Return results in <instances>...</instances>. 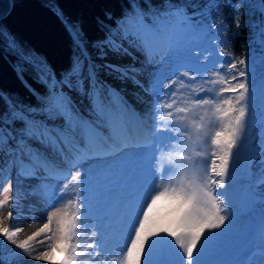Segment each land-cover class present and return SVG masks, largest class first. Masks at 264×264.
<instances>
[{
    "label": "snow or ice",
    "instance_id": "1",
    "mask_svg": "<svg viewBox=\"0 0 264 264\" xmlns=\"http://www.w3.org/2000/svg\"><path fill=\"white\" fill-rule=\"evenodd\" d=\"M187 7L126 0L115 22L98 20L103 36L91 43L57 10L74 46L58 75L0 28V45L16 57L21 78L31 70L45 86L36 107L0 93L6 264H209L225 229L245 223L235 210L233 169L256 141L255 186L264 203V0L231 6L237 28L248 17L239 58L222 48L223 18L209 24L201 13L194 21ZM109 56L132 57L140 67L107 62ZM102 70L141 89L143 110L101 80ZM13 171L43 188L39 219L35 206L24 211L13 195ZM24 220L41 226L21 239ZM229 254L213 264H264V208L259 227L239 233Z\"/></svg>",
    "mask_w": 264,
    "mask_h": 264
},
{
    "label": "trees",
    "instance_id": "2",
    "mask_svg": "<svg viewBox=\"0 0 264 264\" xmlns=\"http://www.w3.org/2000/svg\"><path fill=\"white\" fill-rule=\"evenodd\" d=\"M125 2L126 0H12L10 12L0 20V28L12 33L32 54L35 63H45L58 75L71 64L74 46L65 24L57 15V10L69 21L77 22L85 38L91 43L103 36L98 20L111 16L115 22L121 15ZM152 2L157 3L158 0ZM175 2L188 6L187 13L194 21L200 19L201 13L209 24L215 21L219 25L223 18L227 25L220 35V40L226 41V45L222 46L223 50L231 52L237 58L245 55L248 30L243 27V22L248 17L242 16L241 27L237 28L234 21L235 10L231 7L239 0H175ZM209 3L218 5V9L204 7ZM192 5L197 7H191ZM16 64V57L0 45V93L9 94L25 105L36 107L45 86L31 70L25 71L21 78L16 70ZM3 110L4 105L0 102V111ZM0 256L4 257L0 264H6L3 252H0Z\"/></svg>",
    "mask_w": 264,
    "mask_h": 264
},
{
    "label": "bare ground",
    "instance_id": "3",
    "mask_svg": "<svg viewBox=\"0 0 264 264\" xmlns=\"http://www.w3.org/2000/svg\"><path fill=\"white\" fill-rule=\"evenodd\" d=\"M128 58H129L128 62H133L136 60V59H133L132 57H128ZM127 93L130 94L133 98H135L136 101L137 99L141 98V96L139 95L137 96L138 97L137 98L136 93L133 90L129 89ZM131 106L132 107L134 106L138 112L142 111L144 108V106L138 107L136 102L133 103V105ZM16 180L18 183L19 181H22V180L24 181L25 178L16 176ZM27 180H28L26 182L27 185L23 187L19 186V188L17 187V189L13 191V195L19 197L20 203L24 211H27L29 208H32L33 206H35L36 216L39 219L41 215H43V206L40 205L39 203L41 195L43 194V188L37 187V185H39V181H37L36 179H27ZM256 184L258 183L253 184L250 189L248 186H246V184L244 183V180L236 181L235 176H234V188L236 192L235 210H238L239 218L241 220H244L245 223L244 224H239V223L233 224L230 226L231 230L225 229L226 235L221 241L220 252L216 256H209L207 258L209 261V264H213V262L219 261L221 259L231 258L229 254L231 249L222 250L224 243L228 242L229 247L231 246L233 248L234 243L237 240L239 233H242L244 230H246L249 227H253V228L259 227L260 221H261V215H262V208H264V204L261 203V200H259L258 198H254V200L250 202V197H252L253 194H257V193L260 194L259 188L255 186ZM242 192H245V196H242ZM159 207L163 208V203H161ZM7 211L8 209L5 208L4 209L5 214H7ZM254 214H259V218L256 220L257 223L256 224L254 223V225L251 226L253 218H254ZM23 226L25 228V232L21 234V237L25 238L27 235H30L32 232L37 230L41 225L39 223L34 224L31 222V220H24Z\"/></svg>",
    "mask_w": 264,
    "mask_h": 264
},
{
    "label": "rangeland",
    "instance_id": "4",
    "mask_svg": "<svg viewBox=\"0 0 264 264\" xmlns=\"http://www.w3.org/2000/svg\"><path fill=\"white\" fill-rule=\"evenodd\" d=\"M214 47V46H213ZM89 51H93L91 48L89 49ZM129 58L128 57H124L122 59H116L112 56L108 57L107 62L110 63H118V64H135L137 67H140V61L139 60H135L133 62H128ZM99 63V61H98ZM100 78L101 80H103L107 85L111 86L112 88L116 89L117 92H119V94L124 97L126 99V101L128 102L129 106L133 105V103L136 102V104L138 105V107H143V93L141 91V89L137 88L133 82L129 81H123L120 79H117L114 75H110L106 70H102L100 72ZM121 82V83H120ZM123 82V83H122ZM257 82H259V79L257 80ZM133 88V89H132ZM133 90L136 93V97L139 95L141 96V98L136 99L133 98L130 94H128V90ZM138 98V97H137ZM133 99V100H132ZM77 107L80 108L81 112L85 115H87V107L86 104H77ZM132 107V106H131ZM132 108H135L134 106ZM53 123V121H49V124ZM55 123H59V121H56ZM259 144V141H256L255 144L252 147H249L247 144L245 146V148L242 151V155H241V159L240 161L234 166V176H235V180H244V183L246 184V186H248L250 189L252 187L253 184L258 183L259 179H260V160H259V148L257 147ZM257 156V159L253 160L252 157L253 156ZM258 168V169H257ZM8 174L5 173L3 176L2 181H0V189L6 188L8 185ZM12 192L14 190L17 189V187L19 188V186L23 187L27 185V179H25L24 181H19L17 183L16 180V174L13 171L12 176ZM240 183V182H238ZM20 184V185H19ZM3 196V192L0 191V199H2ZM254 198H258L260 199V194H254ZM262 203V201H261ZM264 204V203H263ZM236 212L239 214L238 210H236ZM259 218V214H254V218L252 221V225H254V223H257V219ZM21 239H23L20 236ZM6 243V242H5ZM8 248H12V245H7ZM229 250L232 249V247H229L228 242L224 243L223 249L222 250ZM3 255L5 256V260L7 261L8 259V254L6 252H3ZM56 259H60L59 253L56 254ZM28 264H38V262L35 261H29Z\"/></svg>",
    "mask_w": 264,
    "mask_h": 264
},
{
    "label": "water",
    "instance_id": "5",
    "mask_svg": "<svg viewBox=\"0 0 264 264\" xmlns=\"http://www.w3.org/2000/svg\"><path fill=\"white\" fill-rule=\"evenodd\" d=\"M12 8V0H0V20L5 18Z\"/></svg>",
    "mask_w": 264,
    "mask_h": 264
}]
</instances>
